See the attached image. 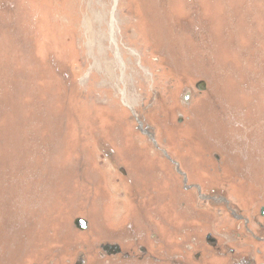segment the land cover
<instances>
[{"label":"rangeland","instance_id":"1","mask_svg":"<svg viewBox=\"0 0 264 264\" xmlns=\"http://www.w3.org/2000/svg\"><path fill=\"white\" fill-rule=\"evenodd\" d=\"M262 208L264 0H0V264H264Z\"/></svg>","mask_w":264,"mask_h":264},{"label":"water","instance_id":"2","mask_svg":"<svg viewBox=\"0 0 264 264\" xmlns=\"http://www.w3.org/2000/svg\"><path fill=\"white\" fill-rule=\"evenodd\" d=\"M198 88H199V90H203L202 89L203 87L201 88L198 86ZM261 213H262V216H264V208H262ZM74 224L80 231H86L87 230V227H88L87 222L83 219H76ZM208 237H209L208 241L210 243H213L215 241L213 239H210V236H208ZM102 249H103V251L107 252V254H109V255H116V254H119L121 252V248L119 245H105L102 247Z\"/></svg>","mask_w":264,"mask_h":264},{"label":"flooded vegetation","instance_id":"3","mask_svg":"<svg viewBox=\"0 0 264 264\" xmlns=\"http://www.w3.org/2000/svg\"><path fill=\"white\" fill-rule=\"evenodd\" d=\"M210 236V239H213V240H215L214 238H212V236L211 235H209ZM209 239V237H207V240ZM209 242V241H208ZM210 243V242H209ZM212 245H214V246H216L217 245V241L215 240L213 243H211ZM121 248V247H120ZM106 254H107V252H106ZM107 255H109V254H107ZM120 256V255H124L123 254V252H122V250H121V252L119 253V254H116L115 256ZM130 256L128 255L126 258H129Z\"/></svg>","mask_w":264,"mask_h":264}]
</instances>
